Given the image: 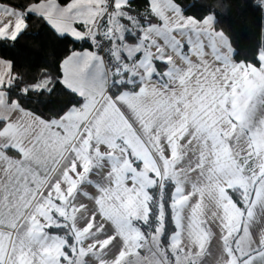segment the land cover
<instances>
[{
    "label": "snow or ice",
    "instance_id": "1",
    "mask_svg": "<svg viewBox=\"0 0 264 264\" xmlns=\"http://www.w3.org/2000/svg\"><path fill=\"white\" fill-rule=\"evenodd\" d=\"M226 7L0 0V264H264V34ZM33 19L69 47L30 73Z\"/></svg>",
    "mask_w": 264,
    "mask_h": 264
},
{
    "label": "trees",
    "instance_id": "2",
    "mask_svg": "<svg viewBox=\"0 0 264 264\" xmlns=\"http://www.w3.org/2000/svg\"><path fill=\"white\" fill-rule=\"evenodd\" d=\"M190 3L191 0H185ZM213 2V0H209ZM228 7L221 10L220 20L222 26L230 34L234 47L242 54L250 52L258 46L264 34V14L259 13L250 6L249 0H223ZM32 27L29 30V37L21 40L20 44L25 45L33 42L38 37L40 47H21L9 51V54L17 57L23 65L22 71L35 73L48 65H55L56 60L64 55L69 47L66 40L59 38L44 23L33 19ZM3 51V49H0ZM56 99L67 101L71 99L68 95L59 96Z\"/></svg>",
    "mask_w": 264,
    "mask_h": 264
},
{
    "label": "crops",
    "instance_id": "3",
    "mask_svg": "<svg viewBox=\"0 0 264 264\" xmlns=\"http://www.w3.org/2000/svg\"><path fill=\"white\" fill-rule=\"evenodd\" d=\"M131 259V258H130Z\"/></svg>",
    "mask_w": 264,
    "mask_h": 264
}]
</instances>
